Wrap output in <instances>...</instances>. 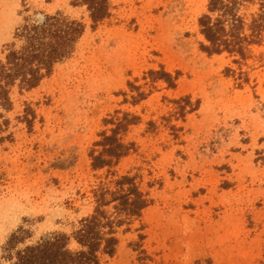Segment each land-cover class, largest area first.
<instances>
[{
    "label": "rangeland",
    "instance_id": "obj_1",
    "mask_svg": "<svg viewBox=\"0 0 264 264\" xmlns=\"http://www.w3.org/2000/svg\"><path fill=\"white\" fill-rule=\"evenodd\" d=\"M75 1L0 0V59L27 18L63 11L86 23L71 58L0 106V259L21 226L28 242L71 235L95 191L130 174L152 203L119 229L103 264H264V38L246 58L202 50L210 0H110L94 27ZM126 114L119 136L131 151L93 168L100 134Z\"/></svg>",
    "mask_w": 264,
    "mask_h": 264
},
{
    "label": "trees",
    "instance_id": "obj_2",
    "mask_svg": "<svg viewBox=\"0 0 264 264\" xmlns=\"http://www.w3.org/2000/svg\"><path fill=\"white\" fill-rule=\"evenodd\" d=\"M85 5L93 27L110 16V0H76ZM259 5L249 14L243 10ZM204 41L201 49L209 54L228 52L246 58L250 46L261 44L264 38V0H210L207 11L199 18ZM86 32V23L63 11L27 18L14 33V40L5 44V56L0 59V106L11 109L12 90L28 91L38 87L49 77L56 65L71 58ZM156 80L176 86V78L166 71L149 72ZM135 89V85L132 84ZM145 92H137L134 99H144ZM116 122V127L102 132L95 143L100 150L90 153L95 169L116 164L132 149L120 132L132 119ZM31 123L29 116H25ZM114 185H102L95 191L93 212L79 222L73 233L51 232L36 241L28 242L31 231L19 227L3 246L0 264H103L105 255L113 257L120 242L119 229L141 216L152 203L149 193L142 190L135 176L124 174ZM75 241L77 246L71 247Z\"/></svg>",
    "mask_w": 264,
    "mask_h": 264
}]
</instances>
